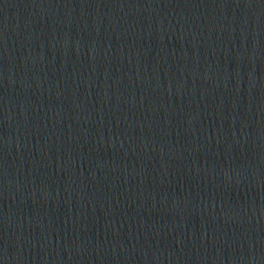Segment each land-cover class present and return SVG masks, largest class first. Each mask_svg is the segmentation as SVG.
<instances>
[{"label": "water", "instance_id": "1", "mask_svg": "<svg viewBox=\"0 0 264 264\" xmlns=\"http://www.w3.org/2000/svg\"><path fill=\"white\" fill-rule=\"evenodd\" d=\"M264 240V0H0V255Z\"/></svg>", "mask_w": 264, "mask_h": 264}]
</instances>
